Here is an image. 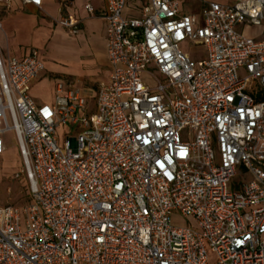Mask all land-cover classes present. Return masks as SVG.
Listing matches in <instances>:
<instances>
[{"label": "built area", "instance_id": "built-area-1", "mask_svg": "<svg viewBox=\"0 0 264 264\" xmlns=\"http://www.w3.org/2000/svg\"><path fill=\"white\" fill-rule=\"evenodd\" d=\"M129 1L105 0L109 75L92 111L59 84L52 105H36L37 53H0V156L14 133L30 195L0 207V264H264V39L237 30L264 26V0L205 2L201 21L178 0H134L128 18ZM55 23L79 32L78 20ZM196 43L202 59L181 49Z\"/></svg>", "mask_w": 264, "mask_h": 264}, {"label": "rangeland", "instance_id": "rangeland-1", "mask_svg": "<svg viewBox=\"0 0 264 264\" xmlns=\"http://www.w3.org/2000/svg\"><path fill=\"white\" fill-rule=\"evenodd\" d=\"M219 4H230L231 0H208ZM135 3L130 4L132 8ZM140 6V3L136 2ZM189 6L186 11L195 16L201 21V10L198 12L196 3L189 0ZM188 14V15H190ZM125 16V13L123 14ZM11 14H3L0 12V20L8 19ZM59 27V26H58ZM238 32L245 38L253 40L264 39V26L255 27L252 25H240L237 28ZM14 38L19 42L25 50H30L37 53V58L44 65V72L34 82L36 85L31 90V96L38 102H45L52 105L55 100V88L62 85L64 90L82 89L86 83L82 80L88 79L91 76H96V69L102 70V56L94 54L92 48L84 46L76 37L70 35L66 30L57 28L52 34L43 32L37 35L28 34L27 32H14ZM189 48L187 45H181L183 52L189 50L192 53L198 54L196 59L205 57L204 46L200 45ZM103 73V72H102ZM100 72V76L103 75ZM90 87H93L90 85ZM74 130L68 123L60 125L56 128L55 136L58 145L63 148L67 138H73ZM6 151L0 156V207L13 206L23 208L30 201L28 192V183L24 174L22 159L20 156L18 144L14 133H8L4 137ZM228 184V191H234L236 187L243 182V176L239 174ZM170 223L174 227L197 230L196 223L191 218H185L178 215L171 217ZM216 258L211 255L209 264H215Z\"/></svg>", "mask_w": 264, "mask_h": 264}, {"label": "crops", "instance_id": "crops-1", "mask_svg": "<svg viewBox=\"0 0 264 264\" xmlns=\"http://www.w3.org/2000/svg\"><path fill=\"white\" fill-rule=\"evenodd\" d=\"M190 1L197 4L196 8L198 12L202 9L205 2H210L208 0ZM178 2L180 13L182 15L190 14H186L190 6L189 0H178ZM132 3H135V5L130 8V4ZM86 4L92 6L94 9V16H90L84 9ZM190 7L192 8V5ZM139 8L140 6L136 5V1L130 0L124 11L125 16L128 18L138 17ZM0 12L3 14H11L8 19L3 21L0 20L2 25V29H0V53L4 58L9 56L15 59H22L30 54V50L22 48L21 44L14 38V32L24 31L33 35H37V33L42 34L43 32L52 34L57 28H61L55 23V21L61 17H70L80 21L79 32L72 36L76 37L84 46L89 49L92 48L95 55L102 56L103 58V63L101 64L102 70L96 69V76H91L88 79L82 80V83H86L85 85L89 86H83L82 89L80 88L87 97L86 109L88 111L94 110V98L97 89L100 85L107 82L109 75V66L106 56V23L103 19L105 13V0H72L69 4H62L60 0H41V9L33 5H23L21 0H13L10 9L6 10L0 8ZM190 12V15H195L192 11ZM100 72H103V75L100 76ZM90 85L93 87H90ZM35 86L36 85L33 83L31 90ZM31 98L36 105L46 104L45 102H38L32 96Z\"/></svg>", "mask_w": 264, "mask_h": 264}]
</instances>
